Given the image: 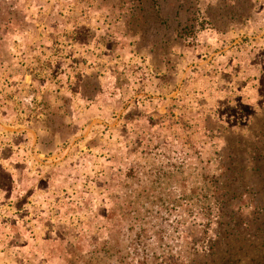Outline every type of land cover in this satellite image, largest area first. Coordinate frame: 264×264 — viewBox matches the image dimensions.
I'll use <instances>...</instances> for the list:
<instances>
[{
    "label": "rangeland",
    "instance_id": "374dc122",
    "mask_svg": "<svg viewBox=\"0 0 264 264\" xmlns=\"http://www.w3.org/2000/svg\"><path fill=\"white\" fill-rule=\"evenodd\" d=\"M0 264H264V0H0Z\"/></svg>",
    "mask_w": 264,
    "mask_h": 264
}]
</instances>
